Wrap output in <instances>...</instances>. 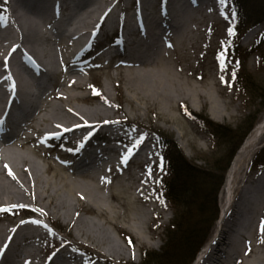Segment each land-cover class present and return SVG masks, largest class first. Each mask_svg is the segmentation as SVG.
I'll list each match as a JSON object with an SVG mask.
<instances>
[{"label": "bare ground", "instance_id": "obj_1", "mask_svg": "<svg viewBox=\"0 0 264 264\" xmlns=\"http://www.w3.org/2000/svg\"><path fill=\"white\" fill-rule=\"evenodd\" d=\"M5 1L11 13L0 20V212L13 203L31 202L36 215L28 220H0V264H71L82 260L70 253L74 248L71 242L58 240L49 231L54 223L46 219L61 212L71 214L69 223L77 239V232L85 234L97 241L96 247L104 245L122 259L125 251L121 243L102 224L77 212L87 205L116 227L123 217L112 203L116 201L128 211L126 222L145 240V229L155 230L160 225L153 224L152 218L163 219L162 212L150 205L152 191L145 179L132 171L133 167L150 168V139L145 133L123 129L127 125L117 113L125 111V106H109L113 102V75L108 74L101 83L96 78L89 81L85 72L99 63L81 58L91 44L104 48L99 57L110 52V60L121 58L125 64L117 75L128 89V104H135L137 110L138 101L151 111L159 105L172 107L194 98L209 105L214 118L222 117L223 104L216 96V92L224 94L220 84L201 89L186 77L180 65L176 71L169 63L173 53L186 48L195 36L193 32L207 37V27L216 20V4L208 1L209 5L202 6L203 0H128L132 10L122 8L116 14L119 1L113 0ZM108 30L118 33L117 42L100 38L109 35ZM76 102L87 106L79 107ZM161 113L169 122H178L177 117ZM46 141L71 159L47 160L46 171L53 172L54 183L44 178L40 163L30 156L33 152L48 157V149L43 147ZM262 144L264 117L233 158L229 183L231 174L240 175L244 166L247 170L232 181L228 208L213 230L208 248L193 264H264V170L250 174L252 158ZM129 147L135 151L129 152ZM108 184L110 195L106 192ZM140 202L147 203V209H138ZM44 242L53 247L47 258L29 251L31 245ZM90 263L96 264L85 262Z\"/></svg>", "mask_w": 264, "mask_h": 264}, {"label": "rangeland", "instance_id": "obj_2", "mask_svg": "<svg viewBox=\"0 0 264 264\" xmlns=\"http://www.w3.org/2000/svg\"><path fill=\"white\" fill-rule=\"evenodd\" d=\"M113 1H119V4L117 2L114 8L116 14L122 12V8L125 9V12H127V10H132V5L129 6L130 3H128V0ZM208 1L216 4L214 15L216 20L211 26L207 27V37H204L203 33L198 34L197 32H193L192 35L195 36H191L192 38L190 37L192 40L189 41L186 48L180 53H173V56L169 58V63L171 64V68L176 71L179 70L178 66L180 65L182 68H180V70L186 75V77L201 89H205L206 86L211 87L215 82L220 84L221 90L224 91V94L223 92L222 94L216 92V96L223 104V107L221 108L225 115L222 117L214 118L215 115L213 114L211 107L206 104H201L199 99L196 100L194 98L184 99L182 102L174 104L172 107L165 106L163 108L159 105L158 107L156 106L155 110L151 111L142 101H138L140 110H137L135 104H132L134 106L128 104V99L126 100L128 97V89L126 88L124 81L120 80L117 75L119 67L125 64L122 59L117 57L110 60V52H108L107 57H99L104 50L100 51L98 49L102 47L94 46L88 51L87 55H90V62H94L95 64L98 62L99 66L89 72H85V76L88 77L87 79L92 81V79L96 78L97 81H100L101 83V81L104 82L108 78V74L113 75L115 86L113 85L110 90L113 102L110 103L109 106L114 109L118 104L125 106V111L117 113V116L122 120V123L127 125L126 127H123V129L130 132L136 131L137 134L145 133L148 136L146 138L150 139L149 144L152 152L151 162L150 165H148L150 168L139 167L136 169L133 167L132 171H137L135 173L145 179L147 186L152 191V194L148 197L150 205H155L157 209L162 212L163 219L155 220L152 218L153 224L159 222L160 225H158L155 230L146 228V239L143 240L134 232L133 229L136 227H133L130 223L126 222L125 219H127L128 211L116 201H112V203L116 205L117 210L121 211L123 214V217L119 220V225L116 227L106 223L101 217L97 216L95 209H91L87 205L84 206L82 210L78 211L77 214L80 217L86 220H94L99 224H102L105 230L121 243L125 252L122 254L123 258L119 259L117 255L113 254L104 245L96 247L95 242L97 241L94 239L95 241L93 242V239H89L85 234L77 232V234H79L77 239L76 234L69 223L71 214L65 215L61 212L60 215H58L56 213L46 219V222H53L57 224L60 229L53 227L49 228V231L58 240L64 238L67 242H71L74 245V248L70 250V253L74 252L78 257L84 260L82 263V260L79 261L78 258V260L71 261V264H85L86 260H91V262H95L96 264H142L144 250H163L162 247L165 242L169 240L168 234L171 232V229L174 228V225L176 224L179 226V221L183 227V223L186 222V219L184 218V221L180 214H184V208H180L179 215L181 218L179 217L178 219L177 209L172 207L162 193L164 182L169 179V174L167 172V163L163 158L166 147L164 145L160 146L159 141L161 132L164 135L172 137L173 141L178 144L189 161L196 162L199 166L205 167L206 165L209 166V162L212 164L218 160L224 165L226 161H228L233 148L237 144V133L244 132L247 127H249L250 123L255 122L256 124L264 117V100L262 102L261 98L264 93V38L262 37L264 23L254 25L252 28L250 27L251 29L249 28L247 33L244 31L237 35L234 27L237 19V11L231 0H224L223 3H221V0H203L202 6ZM207 4L209 5V3ZM10 13V4L5 0H0V17L4 18L6 15L7 18H9ZM199 17H201V14H199ZM203 26L204 23L199 24L200 31H202L201 28H203ZM111 31L112 30H108V34L109 32L111 34ZM49 32L52 31L49 30ZM109 35L106 36L103 34L100 38H107L105 40L109 43L114 42L117 36L113 35L110 37ZM130 36L133 37L132 35ZM195 39H197L198 42L194 45L191 44L190 42L194 43ZM142 40L146 41L144 37ZM44 44L47 45V43ZM225 50L227 55L224 57L222 65L219 57L220 53ZM56 69L59 70L60 66L56 65ZM188 71L190 73H188ZM247 79L248 88L247 86L242 87ZM251 81L255 83L254 86H252ZM119 90L120 96L117 97V92ZM76 105L79 107L87 106V104L80 102H76ZM161 107L165 111L161 110ZM191 111H194L201 116L208 117V119L221 124L222 126H229L232 129V132H220L218 136H215L212 129L202 120L195 118ZM161 112L177 117L178 122H169L166 120V116L163 117ZM231 137H233V140H231ZM93 140L108 143L106 139L94 138ZM48 143V141L43 143V147L48 149V157H43L40 153L36 155L33 152H30V156L40 163L44 178H48L52 181L51 183H54L56 178H52L51 173L53 172L49 173L46 171L49 165L47 160L50 158L55 161L66 162L71 159L62 156L60 149L53 148L54 145L50 146ZM116 145L121 149L125 148V145L122 143H116ZM88 147V149H90L91 146ZM68 148V146H65V149L68 150ZM18 149L19 151H25L19 147ZM238 150L239 149H237L235 154L232 155V161ZM260 150L261 147L258 151ZM84 151L87 150L85 149ZM128 151L134 152L135 150L133 148L128 149ZM257 153H255L252 158V165ZM232 161L230 162V166ZM229 168L225 173L224 182L218 195L220 213L227 200L226 192L224 193L223 189L226 184V176ZM246 170L247 169L244 166V168H242L243 172H240V175L231 174V182L228 184L227 188H231L232 181L235 177L240 176L241 178ZM263 170L264 167L259 170H254L251 166L250 174H259ZM79 179L83 178L80 176ZM47 183L50 184L49 181H47ZM109 188L108 184L106 188L108 195H110ZM147 207L148 205L145 202H140L138 204V209L140 210H145ZM35 213L34 205L31 202H25L23 204L13 203L12 205H9L6 210L0 212V220H28L34 217L36 215ZM112 213L115 214L116 212L113 211ZM78 223L79 222H76V224ZM215 227L216 223L208 229V235L204 243L210 241L214 234L213 230ZM205 228L204 230L206 233ZM92 232L94 234L98 233V231L95 230ZM52 248L50 242H44L43 244L38 243L31 245L29 251H35L42 259H45ZM197 255L195 256V260Z\"/></svg>", "mask_w": 264, "mask_h": 264}, {"label": "trees", "instance_id": "obj_3", "mask_svg": "<svg viewBox=\"0 0 264 264\" xmlns=\"http://www.w3.org/2000/svg\"><path fill=\"white\" fill-rule=\"evenodd\" d=\"M231 2L237 11L234 25L237 35L264 22V0H231ZM251 84L255 85L252 81ZM244 86L248 88V79L242 85V87ZM261 98L263 102L264 93ZM191 113L195 118L208 125L215 136H218L220 132H232L229 126H222L194 111ZM254 124L255 122L250 123L244 132L237 133V144L224 165L216 160L212 164L207 162L209 166L205 167L189 161L172 137L160 133V146L166 147L163 158L167 163L169 174V179L164 182L162 193L172 207L177 209L178 219L182 215L186 222L183 223V227L179 221V226L174 225L168 234L169 240L162 247L163 250H144L142 264H191L193 262L207 238L208 229L215 223L219 215L218 195L224 182L225 173L232 161V155L239 149ZM252 166L254 170L264 167V147L256 154ZM180 208H184V214L179 215Z\"/></svg>", "mask_w": 264, "mask_h": 264}, {"label": "snow or ice", "instance_id": "obj_4", "mask_svg": "<svg viewBox=\"0 0 264 264\" xmlns=\"http://www.w3.org/2000/svg\"><path fill=\"white\" fill-rule=\"evenodd\" d=\"M224 2V0H221V3H223ZM3 18L2 17H0V20H2ZM227 55V52H226V50L225 51H222L221 53H220V60H221V64L223 65V61H224V57ZM233 75H234V73H233ZM262 224H264V222H262ZM262 231H264V228H262Z\"/></svg>", "mask_w": 264, "mask_h": 264}]
</instances>
